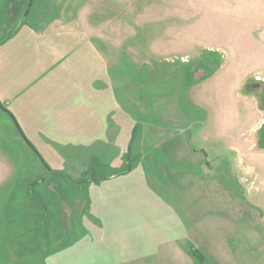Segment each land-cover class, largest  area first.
<instances>
[{
    "label": "rangeland",
    "instance_id": "374dc122",
    "mask_svg": "<svg viewBox=\"0 0 264 264\" xmlns=\"http://www.w3.org/2000/svg\"><path fill=\"white\" fill-rule=\"evenodd\" d=\"M28 2L0 0V264H264V0Z\"/></svg>",
    "mask_w": 264,
    "mask_h": 264
},
{
    "label": "crops",
    "instance_id": "0c3cea01",
    "mask_svg": "<svg viewBox=\"0 0 264 264\" xmlns=\"http://www.w3.org/2000/svg\"><path fill=\"white\" fill-rule=\"evenodd\" d=\"M1 85H3L2 83H1ZM7 104V103H6ZM3 142L2 141H0V188H3L4 187V184H3V181H5V179H4V177L6 176V174H5V172H6V168H5V165L6 164H8L9 165V167H10V170H11V168H12V163H11V157L8 155L9 153H8V150H7V147L4 145L3 146V144H2ZM214 145H216V146H219L218 144H214ZM22 144L20 145H13V148H14V150H15V152H18V151H21V149H22ZM6 154H7V159H6ZM12 156V155H11ZM12 159H14V160H16L17 158L14 156V158H12ZM8 162V163H7ZM36 176H38V173H36V174H33V177H36ZM29 183H26V188L28 189L29 187ZM7 195H10V194H7ZM1 198V197H0ZM28 199V200H27ZM26 200H25V207H23L22 209H20V211H17V209H13V210H9V212H10V214H11V218H15L16 217V215L14 214V213H18V214H20L21 212H26V214H28V219H30V220H28L27 219V223H28V226L26 227L27 229L30 227V226H32L33 224H34V219L32 218V222H30L31 221V218H30V215L31 214H33V211H32V206L30 205V202H29V197L27 198ZM9 203V202H8ZM8 203H7V205L5 206V207H8ZM26 205H27V210H24V208H26ZM60 207H57L56 208V210L59 212L61 209V205H59ZM4 207V208H5ZM4 208H1V206H0V224H1V221H2V219H1V217L3 216V212L5 213V209ZM17 211V212H16ZM60 213V212H59ZM61 219H57V220H55L54 221V223H58V228L60 227V225H61ZM23 242L24 243H26V244H29L30 243V238H28V236H25V237H23ZM13 243L12 242H9V245L11 246ZM14 246V245H13ZM26 248L27 249H31L30 248V244L29 245H27L26 246ZM194 248H196V247H194ZM197 249V248H196ZM180 250H183V249H179L178 251H179V253H178V257H180ZM197 250H199V249H197ZM201 250V249H200ZM184 251V250H183ZM219 252H222L221 250H218ZM205 259H206V257H205ZM15 260H17V259H15ZM20 263L21 264H28V258L27 257H25L24 258V255H23V257H22V259H21V261H20ZM137 264H142V262H141V259H140V262L139 263H137Z\"/></svg>",
    "mask_w": 264,
    "mask_h": 264
},
{
    "label": "trees",
    "instance_id": "16d2710c",
    "mask_svg": "<svg viewBox=\"0 0 264 264\" xmlns=\"http://www.w3.org/2000/svg\"><path fill=\"white\" fill-rule=\"evenodd\" d=\"M7 2H11L12 0H6ZM22 18H23V16H22ZM26 20H24V22H25ZM11 36V34L9 35V36H6V38H4L3 40H1L0 41V45L1 44H3V43H5V41H6V39L8 38V37H10ZM9 39V38H8ZM131 140H133V139H131ZM129 156L127 155V158H128ZM131 170V168L130 169H126L125 171H123V172H121L119 175H123V174H126V173H128V171H130ZM43 178H41V179H39V181L40 180H42ZM92 180V178L90 177L88 180H83V181H78L79 183H75V181H73L74 182V184L75 185H80V184H84V183H89L90 181ZM101 180H103V179H100V181ZM105 180V179H104ZM38 181V182H39ZM38 182H34V183H32V184H30L29 185V188H28V190H29V194H33L34 193V191H33V189H34V186H36V185H38ZM29 200H30V203H31V205L32 206H35V203H34V201L32 200V196H29ZM44 211H45V216L44 217H42V223H43V226H44V229H41V233L43 234V231L45 232V235L44 236H47V228H48V225H47V211H46V206L44 205Z\"/></svg>",
    "mask_w": 264,
    "mask_h": 264
},
{
    "label": "water",
    "instance_id": "95a60500",
    "mask_svg": "<svg viewBox=\"0 0 264 264\" xmlns=\"http://www.w3.org/2000/svg\"><path fill=\"white\" fill-rule=\"evenodd\" d=\"M33 2H34V0H29V2H28V5H27V8H26V11H25V13H24V15H23V20H26V18H27V16H28V14H29V12H30V10H31V7H32V4H33ZM8 40V39H7ZM0 110H2L3 112H5L6 114H8V112L2 107V105L0 104ZM27 144H28V146L30 147V149L34 152V153H36V151L34 150V148L32 147V145L31 144H29L28 142H27ZM202 152V154L204 155V157L206 156L205 154V152L204 151H201ZM94 181H100V180H98V179H94Z\"/></svg>",
    "mask_w": 264,
    "mask_h": 264
},
{
    "label": "flooded vegetation",
    "instance_id": "af4514ba",
    "mask_svg": "<svg viewBox=\"0 0 264 264\" xmlns=\"http://www.w3.org/2000/svg\"><path fill=\"white\" fill-rule=\"evenodd\" d=\"M256 137L259 147L264 148V122L260 126L259 132H257Z\"/></svg>",
    "mask_w": 264,
    "mask_h": 264
}]
</instances>
